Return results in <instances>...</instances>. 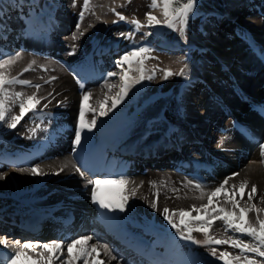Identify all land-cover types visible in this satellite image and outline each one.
Returning <instances> with one entry per match:
<instances>
[{
  "label": "bare ground",
  "instance_id": "1",
  "mask_svg": "<svg viewBox=\"0 0 264 264\" xmlns=\"http://www.w3.org/2000/svg\"><path fill=\"white\" fill-rule=\"evenodd\" d=\"M69 1L53 0L52 4L47 0H0V30H3L0 35L4 37L0 38V59L19 52L20 57L9 69L10 75L42 86L39 92L34 87L19 84L12 86V90L26 96L36 93L39 97H46L37 105V111L27 113L16 128H9L8 123L0 124V230L17 237L6 240L7 246L5 241H0V264H8L11 256L26 244L20 240H31L27 239L28 236L38 239L32 243L34 250L25 249L31 260L22 257L17 264H33L41 256L47 259L48 253L39 244L53 241L64 242L66 256L67 243L80 237H91L87 246H95L100 253L98 257L95 254L90 256L89 264H92L93 257L103 264H136L134 260H138V264H223L222 260L210 255L211 247L217 248L218 255L225 250L233 256L240 254L239 249L229 245L194 243L193 240L205 239L201 232L194 231L193 240L182 239L164 219L163 209L167 207L171 214V210H191L193 205L200 208L208 204L209 194L226 179L228 197L232 196V185L237 186L234 198L240 202V207L255 203L257 208H264L261 201L264 197V158L260 148L264 144V115L257 112L258 106L264 108V58L258 55L261 54L259 49L264 50V47L254 37L264 36V1L232 0L239 9L237 16L234 13L226 15L229 5L223 8L225 12L212 13L206 22L209 33L225 36L227 42L224 43L208 38L202 42L201 35L198 38L200 45L192 49L195 43L183 29L182 45H173L168 42L171 39L177 42V39L163 35L157 40V25L151 26L150 29L155 30L149 34V39L159 41L157 46L152 43L155 46L152 51L172 56L183 68L184 75L176 76L173 86L165 90L170 92L169 97L167 93H160L158 88L149 90L148 95L142 91L136 98L139 104L134 102L136 105L134 96L140 89L148 87L153 79L133 84L125 99L106 116L99 115L98 102L111 94L114 97L119 91V76L108 77L107 74L114 72L112 67H116V61L124 53L133 48L148 47L149 43L135 42V35L142 28L137 30L132 25L134 29L130 30L129 24L128 29L122 30V33L133 34L129 41L119 37L113 42L110 37L108 42L101 44V37L94 31L91 36L87 33L80 36L76 24L81 10L76 11V16L73 14L80 0H76L75 7L70 5L71 2L68 5ZM111 1L118 6L120 0ZM93 8L95 14H85L80 32L89 17H94L95 21L100 19V10ZM149 12L156 17L160 14L158 9ZM110 18H104L103 29L109 26V31L115 30L121 24L113 16ZM145 18L147 23L143 24V29L149 27L147 16ZM101 23L100 19L95 25ZM74 32L78 39H72ZM94 36L98 41L96 44L92 40ZM122 40L126 42L122 43ZM31 51L38 55H31ZM192 52L201 57L198 64L187 61V55ZM29 64L32 70L24 72ZM124 68L127 69V65ZM136 68L138 65L133 63V69ZM118 71L120 73L121 69ZM131 75L138 77L139 72L134 70ZM52 77L56 79L52 80ZM219 78L221 80H216ZM227 81L229 86L232 85L226 93ZM108 84L117 87L109 91ZM176 91L175 98L170 99ZM85 92L91 93L88 103L97 109L95 114L87 112L85 119L90 122L95 115L97 123L91 132L85 131V138L77 147L73 139ZM214 98L219 102L212 107ZM111 103L108 100L104 107L111 108ZM167 104L176 106V110H171L172 114L167 113ZM10 115H19L18 104L13 106ZM160 115L163 118L147 125ZM208 122L212 127L209 137L204 131L209 127ZM155 127L158 128L151 129ZM146 129L151 130L145 137L149 140H140ZM162 131L164 136L160 139L162 134L158 133ZM200 135L202 140L197 139ZM259 138L261 142H257ZM37 165L45 175L33 176L28 171H21ZM62 167L64 170L60 171ZM236 173L238 175L234 176ZM120 177L129 181L123 186L129 196L124 212L101 209L91 201L93 185L88 183L89 180ZM244 180L248 181V186L241 198L238 186ZM196 184L201 188H196ZM252 185L257 186V193L249 202L247 194ZM121 187L116 183L101 185L100 195L116 201ZM132 189H135V195H132ZM86 199L91 202V207L84 204ZM211 199L210 208H232L223 192ZM153 202L157 204L156 209L151 207ZM89 208L92 209L87 210ZM80 211H89L85 219ZM191 215L203 216L204 213L192 211ZM260 217L264 219V212ZM172 219L179 224L178 213ZM248 219L254 224L256 213H249ZM87 223H99L100 228L91 234ZM198 226L199 221L193 220L191 227ZM209 235L217 239L239 236L225 231L220 220L212 224ZM242 239L250 242L246 236ZM103 245L108 246L109 252ZM112 256L117 259H111ZM259 260L264 262V258ZM53 264L58 262L53 261Z\"/></svg>",
  "mask_w": 264,
  "mask_h": 264
},
{
  "label": "snow or ice",
  "instance_id": "2",
  "mask_svg": "<svg viewBox=\"0 0 264 264\" xmlns=\"http://www.w3.org/2000/svg\"><path fill=\"white\" fill-rule=\"evenodd\" d=\"M130 2V0H129ZM198 3V0H151L149 4V8L157 9L159 8L164 17L163 23L170 29L177 30L179 26V30L183 31V28L187 26L190 16H194L195 6ZM76 0H72V6L75 7ZM113 11L119 20H124L125 16H123L119 12H115V9H110ZM95 14L92 11V6L90 0H83L82 10L79 12V19L76 24L77 32H79L80 36H83L84 33L80 32V25L85 18L86 13ZM2 15V13H0ZM148 20V26L151 27L153 25H159L161 21L157 19L156 16L152 15L151 12L146 14ZM116 23V21H113ZM131 23L136 26V29L142 27L138 20H132ZM3 30H0L2 32ZM121 37L131 39L132 33L129 32L127 34L120 33ZM0 38H4L0 35ZM79 37L74 32L72 34V39H78ZM150 51L147 47H138L133 48L132 50L124 53L119 60L116 61V67L121 69L120 73L117 72H109L107 74L108 77L119 76V91L116 92L115 96L105 97L103 101H99L100 109L99 115L106 116L108 112L112 109L116 108V106L121 103L125 97L128 95V92L133 84H139L141 81L147 79L151 80L154 78V73L152 75H146L144 60L148 57L145 55ZM73 53H70V55ZM20 53L17 52L15 55H9L3 59H0V124L8 123L9 128H16L17 124L24 118L27 113H34L37 111V105H40L41 99H46V97H39L36 93L32 95H25L20 91H13L12 86L14 85H25L34 87L37 92L42 87L39 84L33 85L30 80L20 79L17 76H11L9 69L16 62L17 58L20 57ZM32 63H35L34 61ZM133 63L138 64V68L133 69ZM127 65V69L124 66ZM32 70V65L29 64L23 71L27 72ZM138 71L139 76L134 77L131 75V72ZM180 75H184V70H180ZM20 75H23L21 73ZM174 75L171 70H164V78L168 79L170 76ZM56 79L52 77V80ZM50 81H46L48 83ZM109 91L112 88L117 87V85L108 84L107 85ZM51 95V94H49ZM91 98V93L85 92L82 96L80 108H79V117H78V125L75 129L73 144L79 147L82 143V140L85 138V131L91 132L92 129L96 126V118L95 115L93 119L89 122L85 119V115L87 112L96 113L97 109L92 107L88 101ZM108 100H111V108H105L104 105L107 104ZM19 106V115H10L12 112L13 106ZM44 107H47L45 104ZM10 120V122H9ZM261 148V157L264 158V144L260 145ZM264 162V160H262ZM63 167L60 171H63ZM21 171H28L33 176L45 175V173L39 168V166H34L30 169H21ZM79 171V168H77ZM58 174V173H57ZM238 175V173L233 174ZM89 184H92L90 196L91 201L94 204H98L101 209H108L109 211L119 210L120 212H124L126 205L128 203L129 196L125 194V188L123 186L127 185L129 181L125 178L120 177L118 179H96L89 180ZM116 183L121 185V189L118 193V199L116 201L107 200L103 196L100 195L101 185ZM154 183V182H153ZM228 184V180L226 179L221 183V185L215 188L209 194L208 204L201 205L200 208H197L195 205L192 206L191 210L178 209V210H170L165 207L163 209L164 219L168 222L169 225L173 229H176L177 233L181 236L182 239L185 240H193L192 233L194 231L201 232L205 235V239L203 241H194L197 244H203L205 246L212 245H229L233 249H239L238 255L233 256L232 253L228 251H221L218 255V250L216 247L210 248V255L212 257H216L219 260L223 261V264H264L261 260H258L256 257L264 258V219L260 217V213L264 212V208H257L255 203H250L248 207H240V202L235 199L237 186L232 185V196L228 197V190L226 189V185ZM248 186V181L244 180L238 186L239 192L241 194V198H243L245 189ZM196 188L200 189L201 185L196 184ZM224 193L227 198V202L231 203L232 208L226 209L224 207L219 208H210L209 205L212 204V197H216L220 193ZM257 193V186L252 185L250 192H248V201L251 202L254 199V195ZM132 195H135V189H132ZM158 195V193H157ZM203 196V192H202ZM261 201L264 202V197H261ZM151 207L153 209L157 208V204L155 202L152 203ZM238 209V211H237ZM195 211L197 213L203 212L204 215H197L196 217H192L191 212ZM255 212L256 219L253 224L249 219V213ZM180 216L179 224L175 223L172 219L173 216ZM188 217V219H185ZM193 220L199 221V226L196 228L191 227V223ZM220 220L223 222L225 231H232L234 233H238L239 236L230 239H216L209 235L212 224L216 221ZM182 226V227H181ZM250 238V242H245L242 237ZM91 237H80L72 240L66 245L67 255H64L65 245L63 241H53L51 243H43L39 244L42 250L48 253L47 259H44L41 256L40 260L33 261V264H53V261H57L58 264H77V262H82V264H89V257L95 254V257L100 255L99 251L95 246L89 248L88 242ZM16 243H19L17 241ZM5 246L6 240H5ZM106 252H109L108 246L103 245ZM34 250L32 243H26L22 246L20 251L15 252L14 255L8 261V264H17V262L23 257L26 260H31V257L28 256L27 251ZM76 249L75 251H73ZM249 253L254 254L252 256L248 255ZM93 257L92 264H103V261L96 259ZM111 259H117L116 256H112Z\"/></svg>",
  "mask_w": 264,
  "mask_h": 264
},
{
  "label": "rangeland",
  "instance_id": "3",
  "mask_svg": "<svg viewBox=\"0 0 264 264\" xmlns=\"http://www.w3.org/2000/svg\"><path fill=\"white\" fill-rule=\"evenodd\" d=\"M13 1V0H12ZM48 1H50L52 4H53V0H47V2ZM82 0H80V3L75 7V9H74V11H73V14L76 16V11H78V10H82V7H83V3L81 2ZM96 1H98V2H96ZM90 0V3L92 4V8L96 11L97 9L98 10H100V11H98V15L100 14V19H101V21H102V23L101 24H96L95 25V23H97L98 21L96 20L95 21V19H94V17L91 19L90 17V19L88 18V21H87V23H86V26L85 27H83V30H81V32H83V33H87V35L88 36H91L93 33H91L92 31H94V34L96 35H98L99 34V37H101L100 38V41H99V43H101V44H104V43H106V42H108L109 41V38L111 37H113V42L116 40V39H119V37H120V39H122V38H124V37H121L119 34L120 33H122V30L123 29H128L130 26V30H133L134 29V27L133 26H135V25H133L132 23H131V21L132 20H138V21H140V24L143 26V24H146L147 23V21H146V18H145V16H146V14L149 12V11H151V10H154V9H151V8H149V4L151 3V0H130V2H129V0H120V1H118L119 2V5L118 6H116L114 3H115V1L113 2V1H111V0H104V1H102V0ZM123 1V2H122ZM71 2V3H70ZM102 2H104V3H102ZM69 3H70V5L72 4V0L71 1H69V2H67V4L69 5ZM109 3V4H108ZM138 3V4H137ZM141 3V4H140ZM227 3H229L228 2V0H198V3L196 4V6H195V9H194V12H195V15L194 16H190V18H189V21H188V24H187V26L186 27H184L183 29H186V32H187V35H189V36H191L192 37V40H193V42L195 43V44H193L192 45V49H194L193 48V46H199L200 44H199V40H198V38H200L201 37V35H203V38H202V42L204 41V39L206 38H208L209 40H213L214 42L216 41V42H219V43H224V42H227L226 41V38H225V36H217L216 34H210L209 33V28H208V26H207V20L208 19H210L212 16H213V14H215V15H217V14H219L221 11L222 12H225L224 11V9H226V6H227ZM98 4V5H97ZM106 6H105V5ZM111 4H112V6H111ZM113 5H114V7H113ZM260 5V4H259ZM110 6V7H109ZM225 7V8H224ZM80 8V9H79ZM102 10H101V9ZM112 8H114L115 9V12H119V13H121L123 16H125V19L124 20H119L118 19V17L116 16V14L113 12V11H111L110 9H112ZM120 8V9H119ZM126 10H125V9ZM140 8V9H139ZM224 8V9H223ZM108 9V10H107ZM158 9V11H159V15L157 16L158 18L157 19H159L160 21H161V23L159 24V25H157V27L155 28V26L153 27V28H155L157 31H158V33L157 34H159V36L156 38L157 40H159V39H161V37L163 36V35H165V36H167V37H169V38H173V39H177V42L175 41V40H172L171 39V41H169L168 43L169 44H173V45H177V44H179V45H182L180 42H183V31H181V30H179V26H178V28H177V30H173V29H170V28H168L164 23H163V20H164V17H163V15H162V12H161V10L159 9V8H157ZM103 10L105 11V12H103ZM121 10V11H120ZM123 10V11H122ZM129 10H131V11H129ZM134 10H136V11H134ZM137 10H139V11H137ZM141 10V11H140ZM125 11H126V13H125ZM226 11H228V14L226 13V15H230L232 12L233 13H235L236 14V11L232 8V6H230V8H228ZM80 12V11H79ZM113 12V13H112ZM133 12V13H132ZM139 12H140V14H139ZM213 13V14H212ZM102 14H103V16H102ZM105 14H106V17L107 18H110V16H113L115 19H117L119 22H121V24L120 25H118L117 26V28L114 30H111V31H109V26H107L105 29H103V27L101 26L104 22V18H106L105 17ZM128 14V15H127ZM108 15H109V17H108ZM131 15V16H130ZM160 16V17H159ZM231 16V15H230ZM237 16V15H236ZM78 17H79V13H78ZM138 17V18H137ZM130 20H129V19ZM235 18V17H234ZM111 19V18H110ZM93 20V21H92ZM90 24H89V23ZM92 23H93V25H92ZM125 23V25L122 27V25ZM106 24V22L104 23V25ZM119 24V23H118ZM130 26H129V25ZM99 25V26H98ZM133 25V26H132ZM92 26V27H91ZM96 26H98L96 29H95V27ZM129 26V27H128ZM121 27V28H120ZM128 27V28H127ZM142 28V30H141V32L139 33L138 32V34H136L135 36L137 37V40L135 39V42L136 41H139L140 40V42L141 41H143V42H148L149 44L151 43V45H149L148 43V45H146V46H148L149 47V49H150V51L148 52V53H146L145 55L148 57L147 59H145L144 60V67H145V70H146V72H145V74L146 75H152L153 73H154V78H153V80H152V82L151 83H149V86L148 87H145V88H143V89H140L139 91H138V94H136L137 96H134L135 98H134V100H133V103L135 102L136 104H139L138 102H136V100L140 97L139 96V94L142 92V91H144V93L146 94V95H148V94H150L148 91L150 90H153V89H155V88H158L159 89V91H160V93H167V92H165V90L167 91L168 89H170V87H172L173 86V83L177 80V77L179 76V73H180V70L181 69H183V68H180V65L175 61V60H173L172 59V56L170 57L169 55L167 56V55H161V54H159V53H157L155 50H153L152 51V43H154V45H156L157 46V43L159 42V41H157V40H153V42H152V40H150L149 39V34H152V31L153 30H155V29H150V27H147V28H145L144 27V29H143V27H141ZM101 29V30H100ZM119 29V30H118ZM148 30L150 33H147L146 34V32L144 31V30ZM212 29V28H211ZM100 30V31H99ZM136 30V29H135ZM151 30V31H150ZM95 31H96V33H95ZM98 31V32H97ZM112 31H115V32H112ZM119 31V33H117ZM201 31L203 32V34L201 33ZM111 32V33H110ZM206 32V33H205ZM102 34V35H101ZM110 36H109V35ZM113 34V36H111ZM206 34V35H205ZM147 35V36H146ZM103 36V37H102ZM109 36V37H108ZM139 36H140V38H139ZM161 36V37H160ZM259 37H257V36H255L254 35V37L255 38H257L258 39V42L260 41V44H262V47H264V36H260V35H258ZM115 37V38H114ZM92 38V37H91ZM105 38V39H104ZM147 38H148V40H147ZM102 39V40H101ZM163 39H165V38H163ZM162 39V40H163ZM92 40L95 42L94 44H96L98 41H96V36H94L93 38H92ZM149 40H150V42H149ZM162 40H160V41H162ZM127 41H129V39L127 40ZM104 42V43H103ZM117 42H121V41H117ZM124 42H126V41H123L122 40V43H124ZM134 42V43H135ZM132 44V43H131ZM111 45V44H110ZM130 45V44H129ZM196 46H195V48H196ZM92 47H94V45L92 46ZM147 47V48H148ZM153 48H155V46H153ZM250 49L251 48H249V51H250ZM193 53V52H192ZM34 54H36V55H38L37 53H35V52H33V51H31V55H34ZM115 55H117V54H115ZM194 55V56H193ZM157 56V57H156ZM164 56V57H163ZM189 57V58H188ZM194 57V58H193ZM44 58H47V57H44ZM115 58V60H116V57H114ZM191 58V59H190ZM203 58V57H202ZM160 59V60H159ZM187 61H189V60H193L194 61V63H197L198 64V60H200L201 59V57L200 56H196L195 55V53H193V54H188L187 55ZM192 61V62H193ZM20 62V61H19ZM175 62V63H174ZM138 65V64H137ZM147 66V67H146ZM222 66V65H221ZM174 68V69H173ZM112 69L114 70V72H119L118 71V67H112ZM171 70L173 73H174V75H172V76H170L168 79H165L164 78V70ZM232 69V67L231 68H229V70H231ZM151 70V71H150ZM222 70H224V71H226L225 69H222ZM238 70V72H242V70H240V69H237ZM177 76V77H176ZM172 77V78H171ZM162 79L161 81H159L158 79ZM174 78V79H173ZM156 79V80H155ZM150 80V81H151ZM171 80V81H170ZM216 80H221V78H219V79H216ZM148 80L147 79H145V80H143L142 81V83H145V82H147ZM149 81V82H150ZM154 82V83H153ZM162 82V83H161ZM241 82V81H240ZM142 83H141V85H142ZM238 83H239V80H238ZM163 85V86H162ZM226 85H228V81H227V84ZM232 84L230 83V86H231ZM230 86L228 85V87H227V89L224 91V92H226L227 93V91H229V88H230ZM154 87V88H153ZM161 87V88H160ZM169 87V88H168ZM147 88V89H146ZM152 88V89H151ZM164 88H166V89H164ZM146 91V92H145ZM148 92V93H147ZM177 92L178 91H176L174 94H173V96L171 95V97H170V99L172 98H175V96H176V94H177ZM170 93V92H169ZM169 93H167V95H168V97H169ZM225 93V94H226ZM224 94V95H225ZM113 94H111V96H112ZM134 95H135V93H134ZM166 95V94H165ZM217 97H219L218 95H216ZM226 96V98H227V95H225ZM137 98V99H136ZM178 98H180L179 96H178ZM216 98H214V100L211 102L212 104V107L214 106H216V104H217V102H219V100H215ZM134 103V104H135ZM135 104V105H136ZM166 107V111H167V113H169V114H172V109L174 108L175 110H176V106H172V107H170L171 105H165ZM129 106H127L126 107V109L128 108ZM170 110V111H169ZM171 112V113H170ZM228 115V114H227ZM253 117H254V115H252ZM229 117V116H228ZM228 117H226L227 119H228ZM161 118H163V115H160L159 117H156L154 120H151L147 125H152V124H150V123H154V122H156V121H159V119H161ZM167 120V118L166 119H164L163 121L165 122ZM252 120V119H251ZM162 121V122H163ZM252 121H254V120H252ZM208 124H209V127L208 128H206V129H204V131H206V132H208V134H209V132L211 133V128L212 127H210L211 125H210V123L208 122ZM171 125V124H170ZM172 125H174V124H172ZM171 125V126H172ZM175 126V125H174ZM177 127H179V126H175V128H177ZM158 127H155V128H151L152 130L154 129H157ZM150 129H146L145 130V132H144V134L143 135H141L139 138H140V140L142 139V138H144V140L146 139V141L147 140H149L148 138H145L146 136H149L150 134ZM158 134H162V135H160V139L164 136L163 134H164V131H162V132H159ZM177 136H175L174 138H173V140L176 138ZM155 137H153L152 139H154ZM261 139H262V137H261ZM261 139L259 138V141L257 140V142H261ZM246 158L247 159H249V156H246ZM250 160V159H249ZM149 183V181L147 182V184ZM234 233V232H233ZM229 234V233H228ZM231 235V234H230ZM243 238V237H242ZM216 239H217V237H216ZM245 240H247L246 238H244ZM259 258L260 257H258V260H259ZM261 259V258H260ZM263 259V258H262ZM262 261V260H261ZM263 262V261H262Z\"/></svg>",
  "mask_w": 264,
  "mask_h": 264
}]
</instances>
